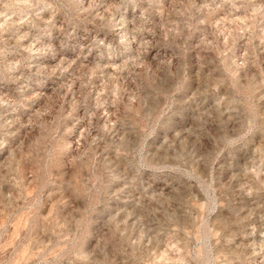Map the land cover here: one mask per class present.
I'll list each match as a JSON object with an SVG mask.
<instances>
[{"label":"rangeland","instance_id":"rangeland-1","mask_svg":"<svg viewBox=\"0 0 264 264\" xmlns=\"http://www.w3.org/2000/svg\"><path fill=\"white\" fill-rule=\"evenodd\" d=\"M0 264H264V0H0Z\"/></svg>","mask_w":264,"mask_h":264}]
</instances>
